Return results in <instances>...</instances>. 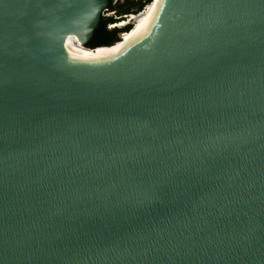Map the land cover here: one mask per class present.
<instances>
[{"label":"water","instance_id":"1","mask_svg":"<svg viewBox=\"0 0 264 264\" xmlns=\"http://www.w3.org/2000/svg\"><path fill=\"white\" fill-rule=\"evenodd\" d=\"M106 5L0 0V264H264V0Z\"/></svg>","mask_w":264,"mask_h":264},{"label":"trees","instance_id":"2","mask_svg":"<svg viewBox=\"0 0 264 264\" xmlns=\"http://www.w3.org/2000/svg\"><path fill=\"white\" fill-rule=\"evenodd\" d=\"M149 1L150 0H144V2H141V0H136V1L123 0L122 3L116 4L114 6L115 3L114 0H107L106 10L109 12H113L114 15L111 17L101 16L99 18V21L92 30L89 39L84 43V46L90 49H94L100 46L109 47L112 46L117 41L119 42V33L128 32L131 29V25L128 24L122 28H112V29H108L107 26L112 23H117L115 22V20H119L122 15L138 12L144 3ZM132 8H135V10H132ZM81 48L86 53L91 54L94 52L84 47Z\"/></svg>","mask_w":264,"mask_h":264},{"label":"bare ground","instance_id":"3","mask_svg":"<svg viewBox=\"0 0 264 264\" xmlns=\"http://www.w3.org/2000/svg\"><path fill=\"white\" fill-rule=\"evenodd\" d=\"M157 1L158 0H151V2L147 4L143 12H141L138 15L134 14L129 19V21L124 22V21L119 20V22L114 23V25L110 27V28L121 27V26H124L125 24L130 23L131 29L128 32L121 34V37H120L121 40H119V42L117 41L116 43H114L112 46H109V47H100V48L98 47L94 50H90V51H94L93 53L90 54V53L84 52L80 44H76L74 41H67L63 45L64 55L66 57L73 58V59H87V58L94 57V56L103 54L105 52H108L114 48H117L118 46L126 42L125 40H128L143 25V23L145 22L146 18L150 14L151 10L153 9ZM102 48H105V49H102Z\"/></svg>","mask_w":264,"mask_h":264},{"label":"rangeland","instance_id":"4","mask_svg":"<svg viewBox=\"0 0 264 264\" xmlns=\"http://www.w3.org/2000/svg\"><path fill=\"white\" fill-rule=\"evenodd\" d=\"M122 1L123 0H114V6L116 5V4H120V3H122ZM133 1H136V0H133ZM141 2H144L143 0H141ZM146 3V2H145ZM132 10H135V8H132ZM114 14H113V12H109V11H107V10H104V11H102V13H101V16L102 17H111V16H113ZM121 19V18H120ZM119 19V20H120ZM119 20H115V22H119ZM121 21H124V19L122 18V20ZM130 24V23H129ZM107 28H109V27H107ZM119 36L121 37V35L119 34ZM127 39V38H126ZM119 40H121V38H119ZM125 41H127V40H125ZM122 42V41H121Z\"/></svg>","mask_w":264,"mask_h":264},{"label":"built area","instance_id":"5","mask_svg":"<svg viewBox=\"0 0 264 264\" xmlns=\"http://www.w3.org/2000/svg\"><path fill=\"white\" fill-rule=\"evenodd\" d=\"M143 1H144V0H143ZM147 4H148V3H144L143 6L141 7V9H140L138 12L130 13V14H127V15H122L120 20H122V18H123V19H124V22L129 21V19H130L134 14H135V15H138V14H140L141 12H143L144 9L146 8ZM112 25H114V24H112ZM112 25H108V27L110 28Z\"/></svg>","mask_w":264,"mask_h":264},{"label":"clouds","instance_id":"6","mask_svg":"<svg viewBox=\"0 0 264 264\" xmlns=\"http://www.w3.org/2000/svg\"><path fill=\"white\" fill-rule=\"evenodd\" d=\"M150 1H151V0H150ZM150 1H149V2H150ZM149 2H146V3H149ZM112 24H114V23H112ZM112 24H109V25H112ZM125 25H128V24H125ZM125 25H124V26H125ZM129 25H130V24H129ZM124 26H121V27H115V28H122V27H124ZM107 27H108V26H107ZM108 29H112V28H108ZM119 34L121 35L122 33H119ZM119 38H120V36H119Z\"/></svg>","mask_w":264,"mask_h":264}]
</instances>
